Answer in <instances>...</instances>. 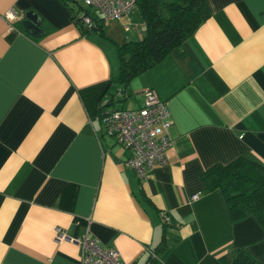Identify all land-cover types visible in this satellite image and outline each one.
I'll use <instances>...</instances> for the list:
<instances>
[{
  "label": "crops",
  "instance_id": "1",
  "mask_svg": "<svg viewBox=\"0 0 264 264\" xmlns=\"http://www.w3.org/2000/svg\"><path fill=\"white\" fill-rule=\"evenodd\" d=\"M205 2L182 44L124 84L113 80L116 45L142 37L137 8L99 18L101 38L78 30L79 2L0 0V264H81L72 239L84 234L143 264L163 213L178 224L158 264H224L234 248L264 264L256 217L230 221L200 176L239 156L264 165V0ZM27 10L38 34L21 24ZM146 87L168 102L173 145L139 180L97 115L100 105L140 106Z\"/></svg>",
  "mask_w": 264,
  "mask_h": 264
},
{
  "label": "trees",
  "instance_id": "2",
  "mask_svg": "<svg viewBox=\"0 0 264 264\" xmlns=\"http://www.w3.org/2000/svg\"><path fill=\"white\" fill-rule=\"evenodd\" d=\"M79 6L80 13L86 12L91 17V22L87 24L77 12L74 13L73 18L80 33H94L105 38L97 12L82 4ZM136 8L143 20L142 37L116 45L119 66L113 80L124 84L149 69L172 48L179 47L208 15L205 0H136ZM200 176L205 190H220L230 221L254 215L264 230L263 164L239 156L225 164L211 165ZM177 224L171 216L168 220L161 216L162 231L153 249L155 253L148 254L143 264H158L156 254L167 248L166 231ZM219 258L224 264H262L244 248L231 249Z\"/></svg>",
  "mask_w": 264,
  "mask_h": 264
},
{
  "label": "built area",
  "instance_id": "3",
  "mask_svg": "<svg viewBox=\"0 0 264 264\" xmlns=\"http://www.w3.org/2000/svg\"><path fill=\"white\" fill-rule=\"evenodd\" d=\"M80 4L95 10L102 20L118 18L136 8V0H78ZM5 18L11 20L15 14L7 11ZM83 22L89 24L88 13L79 14ZM127 28V27H125ZM143 101L134 108H109L100 105L97 118L105 134L112 136L124 148L129 150L126 164L134 171L139 180L145 179L157 165L166 162V153L173 145L169 133L168 102L158 97L152 87L142 90ZM199 195H191L194 199ZM169 219V215L162 214ZM66 234L61 227L55 228V238L60 240ZM79 244V259L81 264H130L121 258L115 247L102 244L96 237L84 234L72 239ZM154 255L153 252H150Z\"/></svg>",
  "mask_w": 264,
  "mask_h": 264
},
{
  "label": "water",
  "instance_id": "4",
  "mask_svg": "<svg viewBox=\"0 0 264 264\" xmlns=\"http://www.w3.org/2000/svg\"><path fill=\"white\" fill-rule=\"evenodd\" d=\"M21 23L30 32L34 34H38L40 30V17L35 11L33 10L25 11Z\"/></svg>",
  "mask_w": 264,
  "mask_h": 264
}]
</instances>
